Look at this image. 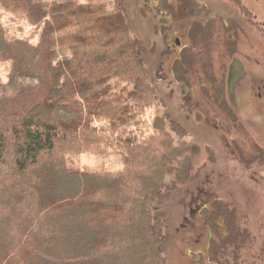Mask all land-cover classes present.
Masks as SVG:
<instances>
[{
	"label": "trees",
	"instance_id": "trees-1",
	"mask_svg": "<svg viewBox=\"0 0 264 264\" xmlns=\"http://www.w3.org/2000/svg\"><path fill=\"white\" fill-rule=\"evenodd\" d=\"M0 8V264H165L154 199L184 147L142 118L155 91L121 1ZM108 149L119 167L73 162Z\"/></svg>",
	"mask_w": 264,
	"mask_h": 264
},
{
	"label": "rangeland",
	"instance_id": "rangeland-1",
	"mask_svg": "<svg viewBox=\"0 0 264 264\" xmlns=\"http://www.w3.org/2000/svg\"><path fill=\"white\" fill-rule=\"evenodd\" d=\"M120 1L131 35L142 43L141 58L155 91L142 118L147 124L157 115L173 144L184 147L174 164L177 172H165L154 199L165 264H264V36L255 35L258 61L247 58L227 73L222 25L205 47L209 32L193 27L189 0ZM198 1L231 9L221 0ZM254 7L264 24V0ZM0 16L11 23L12 13L0 8ZM22 25L20 33L32 31ZM173 35L184 44L181 64H173L171 54L158 69L165 40ZM241 38L240 51L250 54ZM9 64L0 60L1 80ZM73 162L120 166L113 149L83 150Z\"/></svg>",
	"mask_w": 264,
	"mask_h": 264
},
{
	"label": "flooded vegetation",
	"instance_id": "flooded-vegetation-1",
	"mask_svg": "<svg viewBox=\"0 0 264 264\" xmlns=\"http://www.w3.org/2000/svg\"><path fill=\"white\" fill-rule=\"evenodd\" d=\"M222 3L229 2L231 5V9L227 11H219L212 9L211 7L207 6L205 3L204 5H199L198 0H194L191 4V11L190 14L193 18V27L196 29H201L202 33H208L209 37L208 40L206 39V43L204 46L208 47L211 46L212 42V34L215 32L216 25L221 24L218 28L222 31L224 35V43L226 45V50L228 52V57L226 55L228 63V70L227 73L230 71L231 68L235 65V63L243 62L247 60L250 61H258V57L256 54V41L257 38L255 35L262 34L264 36V24H260L257 18V13L255 10V5L260 3V0H221ZM204 9H203V7ZM200 13H203L201 15ZM202 17V18H201ZM215 20V21H214ZM214 24L213 26H211ZM191 33L190 30L188 34ZM242 36L240 39L242 41L243 37L246 39L247 47L251 50L250 54L244 55L238 46L237 38ZM184 44L181 42V39L177 35H173L172 37L165 40V49L163 50V56L159 59V64L162 66V63L165 61V57L171 54L174 55L173 57V64H181V51L183 49ZM238 46V47H237ZM207 49V48H205ZM211 58L209 57V61ZM158 64V65H159ZM230 69V70H229ZM228 75V74H227ZM161 77V76H160ZM228 83L231 84V78L227 76Z\"/></svg>",
	"mask_w": 264,
	"mask_h": 264
},
{
	"label": "water",
	"instance_id": "water-1",
	"mask_svg": "<svg viewBox=\"0 0 264 264\" xmlns=\"http://www.w3.org/2000/svg\"><path fill=\"white\" fill-rule=\"evenodd\" d=\"M158 69H162V67H161V65H160V64L158 65Z\"/></svg>",
	"mask_w": 264,
	"mask_h": 264
}]
</instances>
